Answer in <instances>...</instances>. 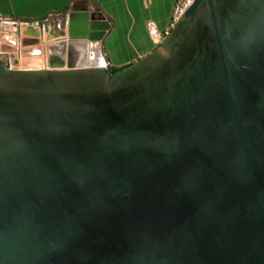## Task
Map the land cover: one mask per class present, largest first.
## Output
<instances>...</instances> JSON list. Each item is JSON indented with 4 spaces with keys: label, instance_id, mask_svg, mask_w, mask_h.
Here are the masks:
<instances>
[{
    "label": "water",
    "instance_id": "water-1",
    "mask_svg": "<svg viewBox=\"0 0 264 264\" xmlns=\"http://www.w3.org/2000/svg\"><path fill=\"white\" fill-rule=\"evenodd\" d=\"M50 63L0 62V264H264V0H194L116 73Z\"/></svg>",
    "mask_w": 264,
    "mask_h": 264
},
{
    "label": "crops",
    "instance_id": "crops-1",
    "mask_svg": "<svg viewBox=\"0 0 264 264\" xmlns=\"http://www.w3.org/2000/svg\"><path fill=\"white\" fill-rule=\"evenodd\" d=\"M177 1L0 0V19L8 21L4 24L9 20L36 21L51 15L72 16L75 12L86 10L110 23V30L102 44L114 69H122L159 46L160 38L171 23ZM151 22L156 24L159 35L150 32Z\"/></svg>",
    "mask_w": 264,
    "mask_h": 264
},
{
    "label": "rangeland",
    "instance_id": "rangeland-1",
    "mask_svg": "<svg viewBox=\"0 0 264 264\" xmlns=\"http://www.w3.org/2000/svg\"><path fill=\"white\" fill-rule=\"evenodd\" d=\"M68 19L69 17L67 14H60V15H51L48 16L47 18L36 21L9 20V22L12 24L13 27V32L11 33L13 36H15L16 39L12 41L7 40L9 43H14V47L8 44V45H3L2 49L0 48V62L8 67L16 68V69L32 68V67L34 69H46L50 66V63L47 60H45L47 59V45H49L53 41H56V42H65V45L61 50V53L63 54V58L65 59V61H67V63L65 64L66 65L65 68H70L69 64H73L79 61L80 59L79 57L81 54L78 53L77 51L69 50L67 43L68 42L67 40L69 38L65 26ZM6 22L8 21L4 19L3 20L0 19V45L2 44L1 42L3 41V37L6 35L3 33L4 32L3 24ZM59 24L61 25V27H59ZM34 35L39 38L36 40V44L38 45V50L41 53L38 54V56L41 55L42 57V60L40 58L38 61L37 59L27 60L25 57V52H23L22 50V48H26L28 46V44L23 41V38H25L26 36H34ZM88 45H89L88 50L90 53L89 54L90 61H88V63H95L101 66L102 63L100 60V48L96 46L92 48L90 44ZM101 51L106 61L111 63V61L109 60L106 54V50L102 42H101ZM42 55L45 56V59H43L44 56ZM91 55L93 56L95 55V56L92 57ZM95 60L97 62H95ZM28 61H31V63Z\"/></svg>",
    "mask_w": 264,
    "mask_h": 264
},
{
    "label": "bare ground",
    "instance_id": "bare-ground-1",
    "mask_svg": "<svg viewBox=\"0 0 264 264\" xmlns=\"http://www.w3.org/2000/svg\"><path fill=\"white\" fill-rule=\"evenodd\" d=\"M3 28H4L3 33L6 35L4 37L2 36L3 41L1 42L2 44L0 45V48L2 49L3 45H8V44H10L14 47V43H9L7 41V40L12 41V40L16 39L15 36H13L11 33V32H13L12 24L10 22L7 24H4ZM67 28H68V30L66 29V32H67V35L69 38V34H68L69 24H68ZM1 35H3V34H1ZM25 38H27V39H25ZM25 38H23V41L26 42L28 44V46L26 48H22V50H23V52H25L26 59L27 60H29V59H35L36 60L37 59V61H38L41 58V60H42L41 55L38 56V54H41V53L38 50V45L35 42L39 38L35 35L34 36H26ZM32 40H34V42ZM31 41H32V43H31ZM67 41H68L67 43H68L69 50H74V51H77L78 53L81 54L79 57L80 58L79 61H77L76 63H73V64H69L70 68H91V67L104 68L105 63H106V59H105V57L101 51V42H93L90 39H70V38ZM88 44H90L92 46V48L94 46L100 48V60L102 63L101 66L97 65L95 63H88L89 54H90L89 50H88V46H89ZM36 45H37V47H36ZM64 45H65V42H56V41L51 42L49 45H47V59H45V56L42 55V56H44L43 59L47 60L50 63V59L53 56V52H57V58L59 57L62 60H64V64L62 65V67H59V68H62V69L65 68V66H66L65 64L67 63V61H65V59L63 58V54L61 53V50H62ZM91 56L94 57L95 55L94 56L91 55ZM28 62L31 63V61H28ZM95 62H97V61L95 60ZM49 67L52 68L51 63H50ZM38 68H41V67H38ZM21 69H34V68L32 67V68H21Z\"/></svg>",
    "mask_w": 264,
    "mask_h": 264
},
{
    "label": "built area",
    "instance_id": "built-area-1",
    "mask_svg": "<svg viewBox=\"0 0 264 264\" xmlns=\"http://www.w3.org/2000/svg\"><path fill=\"white\" fill-rule=\"evenodd\" d=\"M193 1L194 0H178L177 1L176 5H175V8H174L173 18L171 20V23H170L169 27L165 30L163 37L160 38V43L165 37H167L171 33V31L174 28V26L177 23V21L180 19V17L183 15L185 10L188 8V6ZM68 17H69V19L71 18L69 15H68ZM69 19H68V21H67V23L65 25L66 29H67V26H68ZM59 27H61L60 24H59ZM149 29H150V32L152 34L159 35V31H158V29L156 27V24L154 22L149 23ZM104 69L107 70V71H112L114 68H113V65L110 62L106 61Z\"/></svg>",
    "mask_w": 264,
    "mask_h": 264
},
{
    "label": "trees",
    "instance_id": "trees-1",
    "mask_svg": "<svg viewBox=\"0 0 264 264\" xmlns=\"http://www.w3.org/2000/svg\"><path fill=\"white\" fill-rule=\"evenodd\" d=\"M123 69V68H122ZM122 69H113L112 71H110V72H112V73H116V72H118V71H120V70H122Z\"/></svg>",
    "mask_w": 264,
    "mask_h": 264
}]
</instances>
